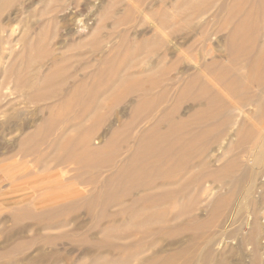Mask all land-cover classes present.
<instances>
[{
    "label": "rangeland",
    "instance_id": "1",
    "mask_svg": "<svg viewBox=\"0 0 264 264\" xmlns=\"http://www.w3.org/2000/svg\"><path fill=\"white\" fill-rule=\"evenodd\" d=\"M263 27L264 0H0V264H6L8 256L12 257L14 264L81 261L80 257L83 259L89 254L103 253L110 248L100 234L109 228H112V237L121 238V232L131 231L129 237L138 239L142 230L139 227L138 230L124 227L127 215L121 206L135 208L143 203L153 212L158 209L157 212L164 213L166 223L159 232L153 231L148 237L146 235L147 238L141 239V243L131 246L133 249H123L122 254L127 256L138 250L133 256L136 262H141L142 257L160 259V255L164 257L177 250L179 253V248L182 250L188 246V251H181L180 255H184L174 262L184 264L188 258L195 260L194 263L189 261V264H198L196 261L199 259V264H264V131H258L260 127L264 129V87L252 83L259 76L258 70H249L247 59L236 58L238 52H257L263 43ZM203 31L206 33L203 34ZM5 37L11 45L3 44ZM28 40L31 42L27 47ZM120 63H124L122 67L126 68V72L125 65L130 66L128 71L132 79H124L123 73L121 76L119 71L123 68ZM116 66L122 69L116 72ZM11 69L29 75L37 86L42 80L41 87H45V92L51 95L53 89L57 91L56 96H61H54L47 103L32 102L26 93L34 89L18 91ZM55 71L59 73L57 78L50 76ZM48 76L54 82L62 77L61 84L57 81L56 87L52 81L55 88L49 86V91L45 86L51 83ZM124 83H128L124 87L126 91L122 87L126 86ZM243 83L249 87L246 91L248 99L238 98L240 92L246 90H242ZM128 85L141 88L144 96L148 92L145 96L148 97L147 103L138 89L132 87L133 90H130ZM92 92L97 94L94 96L101 95L99 99L103 96L102 100L96 97L99 101L96 102ZM196 93L202 99L194 100ZM210 96L218 100L215 106L207 103ZM139 100L147 104L142 105L147 107L146 110ZM140 106L144 113L138 108ZM138 111L147 118H141ZM167 113L172 117L165 116ZM137 115L140 120H137ZM260 115L263 116L261 122L258 120ZM163 116L170 119L165 120L167 118ZM180 121L185 127L181 130H185H179L181 134L171 133ZM155 123L159 124L158 127ZM68 124L73 125L70 127ZM124 126L128 129L126 134ZM154 128L157 131L154 132ZM83 130L86 132L83 133ZM239 130L243 136L238 133ZM116 133L119 135L116 136ZM139 133L144 138L141 142L150 145V153L156 145L158 148L155 150L159 153L169 144L178 147L171 153L178 149L186 152L185 155L181 152L177 155L169 153L173 158L162 152L164 159L157 158L160 154L156 152L158 155H155V150L151 153L153 156L147 154L149 159L146 158V161L157 156L159 164H166L164 167L167 166L168 171H162V167V172L156 177L162 175L159 178L164 186L173 180L168 185L170 187L162 186L157 178H153L154 181L149 179L151 176L146 179L156 161H152L155 165L151 163L154 166H147L151 170L145 171L148 174L139 169L141 165L131 162L130 156L136 149ZM61 134L64 136L61 137ZM158 135H171L172 140L169 137L167 141L164 137L167 142H162L163 137ZM192 137H195L194 140ZM63 139L70 140L69 143L73 141L71 147ZM83 139H89V151ZM54 144L61 147L58 146V149L62 150L63 146L66 150L61 153ZM23 146L41 152L39 156H42H24L21 151ZM67 148H71L75 156L87 151L84 153L90 158H86L96 163L99 160L91 158V150L93 153L97 151L99 166L95 163L97 168L94 169V163V167H88L81 162V158L85 157L82 152L76 160V157L71 158L73 163L67 161V164H53V167L50 161L49 165L47 160L50 159L47 158L56 156L60 159L66 156ZM68 153L67 156L71 155ZM175 155L191 159L187 162H190L191 166L188 164L193 171L189 167L184 169L173 164ZM44 156L47 159L45 163L42 162ZM37 160L41 162L38 164ZM107 164L110 166L105 167ZM103 165L105 168L101 167ZM171 167L177 170L176 176L174 171L170 173ZM192 175L200 178L193 181L195 178ZM86 176H91L89 179L92 178V182V176L97 180L92 183ZM155 179L160 184L157 190ZM177 180L182 182L179 184ZM106 189L112 195L107 196ZM180 189H184L182 193ZM122 190H128L126 194H129L122 196L124 202L120 200L121 205L119 202L111 203L116 193V196L123 193ZM150 190L156 191L149 193ZM145 195L151 196V199ZM131 200L136 201V205H130ZM154 200L155 206L158 204L159 207L151 204ZM194 225L199 229L194 231L191 228H195ZM168 226L178 228V233L170 232ZM193 231L195 236L191 234ZM192 236L195 239H191ZM118 239L114 240L122 243L123 240ZM128 249L131 251L127 252ZM88 251L91 253L86 254ZM135 259L130 264H135Z\"/></svg>",
    "mask_w": 264,
    "mask_h": 264
},
{
    "label": "bare ground",
    "instance_id": "2",
    "mask_svg": "<svg viewBox=\"0 0 264 264\" xmlns=\"http://www.w3.org/2000/svg\"><path fill=\"white\" fill-rule=\"evenodd\" d=\"M2 1H4V0H2ZM234 27H235V26H234ZM244 29H245V28H244ZM7 30H8V29H7ZM9 30H10V33H12V28H10ZM204 30H206V29H204ZM233 30H234V29H233ZM236 31H237V30H236ZM236 31H235V32H236ZM242 32H243V31H242ZM201 33H202V32H201ZM205 33H206V32L203 31V34H205ZM247 33H248V32H247ZM247 33H246V34H247ZM251 33H252V32H251ZM7 34L9 35L8 32H7ZM242 34H243V33H242ZM252 34H253V33H252ZM229 35H230V34H229ZM240 35H241V34H240ZM254 35H255V34H254ZM6 36H7V35H6ZM261 37H262V39H263V43H262V45H260V47H258L256 53H252L251 51L249 52V50H248V52L245 51V52H243V53H242V52H238V55L236 56V58L247 59V60H248V62H247V67H248V69H249V70H252V68H254V70H255V68H256V69L258 70L259 76L256 77V78H255V81H252V83L254 82V84H255L256 86H262V87H264V27H263V32H262V34H261ZM7 38H8V37H7ZM242 38H243V37H242ZM247 38H250V37L248 36ZM9 39H11V38H9ZM233 39H234V38H233ZM12 40H13V39H12ZM234 40H235V39H234ZM239 40H240V39H239ZM254 41H255V40H254ZM9 42H10V41L6 40V37H5V39H4V41H3V44L5 45L6 43H8V45H11V44H9ZM30 42H31V41H30ZM30 42H29V40H28V43H26V42H24V43H26V46L28 47V46L30 45V44H29ZM246 43H247V42H246ZM250 43H251V42H250ZM253 43H254V42H253ZM256 43H257V42H256ZM240 44H241V43H240ZM242 44H243V43H242ZM243 45H245V44H243ZM257 45H258V44H257ZM24 46H25V45H24ZM240 47H241V46H240ZM3 48H4V47H3ZM4 49H5V48H4ZM25 49H26V48H25ZM38 49H39V48H38ZM236 49H238V48H236ZM42 50H43V49H42ZM22 51H24V50H22ZM29 51H31V50H29ZM37 51H38V50H37ZM229 51H230V49H229ZM241 51H242V50H241ZM252 51H253V50H252ZM30 53H31V52H30ZM41 54H42V53H41ZM230 54H231V53H230ZM24 55H26V54H24ZM44 55H45V53H44ZM33 56H34V55H33ZM38 56H39V55H38ZM38 56H37V57H38ZM40 56H41V55H40ZM234 56H235V55H234ZM25 57H26V56H25ZM41 57H43V56H41ZM41 57H40V58H41ZM22 59H24V58H22ZM37 59H38V58H37ZM130 59H131V58H130ZM131 60H132V59H131ZM61 61H62V60H61ZM127 61H128V60H127ZM134 61H135V60H134ZM63 62H64V61H63ZM26 63H27V62H26ZM29 63H30V62H29ZM29 63H28V64H29ZM125 64H126V63H125ZM71 65H72V64H71ZM122 65H124V63H123ZM122 65H121V63H120V66H121V67H122ZM129 65H131L130 62H129ZM129 65H128V64L125 65V67H127V72L125 71L126 68H123L124 66L122 67V68H123L122 71H124V72L119 71L118 69L121 68V67H117V66H116L117 68H115L116 70L114 69V71H116V72L119 71V73L121 74V76L124 74V75H125V76L123 75L124 79H127V80H128V79H132V78H130L131 73L128 71V67H129V70H131V68H130ZM133 65H134V64H133ZM204 65H205V64H204ZM244 65H245V64H244ZM27 66H28V65H27ZM29 66H30V65H29ZM82 66H83V65H82ZM131 66H132V65H131ZM24 67H25V66H24ZM60 67H61V66H60ZM60 67H59V69H60ZM66 67H67V65H66ZM89 67H90V65H89ZM134 67H135V66H134ZM257 67H258V68H257ZM26 68H29V67H26ZM26 68H25V69H26ZM62 68H63V67H62ZM122 68H121V69H122ZM9 69H10V68H9ZM66 69L68 70L69 67L66 68ZM121 69H120V70H121ZM245 69H246V68H245ZM27 70H28V69H27ZM199 70H200V69H199ZM207 70H208V67H207ZM112 71H113V70H112ZM112 71H111V72H112ZM246 71H247V70H246ZM27 72H29V71H27ZM30 72H31V71H30ZM30 72H29V73H30ZM116 72H115L114 74H117ZM240 72H241V71H240ZM11 73H12V76H13V78H14L13 80L15 81V83H14L15 85H14V86H15V88H16L18 91L28 90L29 88H30V89H34V90H30V89H29L30 91H28V93H26L28 99H30L32 102H38V101H39V102H42V101H43L44 103H47V102H49V101H52V100H53L52 97L54 98V96H56V94H57V91H56V90H53V89H52L53 94L49 95L50 92L48 93V92L46 91V92L48 93V94H47V93L44 91L45 87H43V88L41 87V86H42V85H41L42 80H41L40 85L38 84V86H39V87H38L37 85H35V82L32 80V77H28L29 75H28V76H27L26 74L23 75L22 73H21V74H22V75H21L18 71H15L14 69H11ZM29 73H28V74H29ZM112 73H113V72H112ZM122 73H123V74H122ZM141 73H142V72H141ZM61 74H62V72H61ZM126 74H127V75H126ZM198 74H199V73H198ZM10 75H11V74H10ZM58 75H59V73H56V71H55V74H54V72H53V75L51 74L50 76H51V77H52V76H55V77L57 76V77H58ZM117 75H119V74H117ZM23 76H24V77H23ZM68 76H69V75H68ZM73 76H74V75H73ZM100 76H101V75H100ZM126 76H128V77H126ZM55 77H54V78H55ZM57 77H56V78H57ZM118 77H119V76H118ZM118 77H117V78H118ZM136 77H137V76H136ZM11 78H12V77H11ZM59 78H60V77H59ZM117 78H116V79H117ZM121 78H122V77H121ZM139 78H141V77H139ZM46 79H47V77H46ZM52 79H53V78H52ZM61 79H62V77L60 78V80H61ZM66 79H67V78H66ZM124 79H123V80H124ZM206 79H207V78H206ZM44 80H45V79H44ZM48 80H51V79H49V76H48ZM55 80H56V79H55ZM60 80H59V81H60ZM113 80H114V79H113ZM138 80H139V79H138ZM231 80H232V79H231ZM249 80H250V79H249ZM253 80H254V79H253ZM52 81L54 82V80H51V83L49 82L50 84H49L47 81H44L45 83H48L47 85H46L45 83H44V84H45L46 87L48 86V90H49V91H50L49 86H50L51 88H53V87L55 88V86H56L57 83L59 82L58 80H57L58 82L55 81L54 83H56V82H57V83L55 84V86H53L54 84L52 85V83H53ZM129 81H130V82H129ZM129 81H128V83L131 84V80H129ZM132 81H133V80H132ZM205 81H206V80H205ZM207 81H208V80H207ZM61 82H62V81H60V84H61ZM65 82H66V81H64V85H65ZM79 82H80V81H79ZM112 83H113V82H112ZM128 83H124V84H126V86H123V85H122V87H123V88H124V87H127V84H128ZM228 83H230V82L228 81ZM250 83H251V82H250ZM113 84H114V83H113ZM122 84H123V83H122ZM132 84L135 85V83H132ZM137 84H138V83H137ZM137 84H136V86H137ZM233 84H235V83H233ZM243 84H244V83H243ZM134 85H133V86H132V85H130V86L128 85V86H129L128 88L130 89V88L133 87L134 89H138V91L141 93V91H140L141 88H140V89L137 88L138 86H137V87L135 86V87H136V88H135ZM201 85H202V84H201ZM225 85H226V84H225ZM52 86H53V87H52ZM61 86H62V85H61ZM61 86L59 85V87H61ZM203 86H204V85H203ZM226 86H227V85H226ZM230 86H231V85H230ZM245 86H246V84H244V86H243L244 88H242V90H245V89H246V90H245V92H244V91L240 92L241 94L239 93V94H240V95L238 96L239 99H245V98L248 99V97H247L248 94L246 93V91H247V89H249V87H248V85H247V87H245ZM37 87H38V88H37ZM56 87H57V86H56ZM76 87H77V86H76ZM140 87H142V86L140 85ZM144 87H145V86H144ZM144 87H143V88H144ZM193 87H194V86H193ZM198 87H199V86H198ZM77 88H78V87H77ZM80 88H81V87H79V89H80ZM128 88H127V92L129 93V91H130L131 89L129 90ZM133 88H132V90H133ZM145 88H146V87H145ZM201 88H202V86H201ZM232 88H233V87H232ZM234 88H235V87H234ZM108 89H109V88H108ZM120 90H121V89H120ZM124 90L126 91V88H124ZM128 90H129V91H128ZM144 90H145V89H143V91H144ZM146 90H147V89H146ZM146 90H145V91H146ZM149 90H150V88H149ZM151 90H152V89H151ZM151 90H150V91H151ZM40 91H42V92H40ZM52 91H51V92H52ZM55 91H56V93H54ZM61 91H62V90H61ZM109 91H110V90H109ZM138 91H137V92H138ZM143 91H142V92H143ZM147 91H148V90H147ZM147 91H146V92H147ZM150 91H149V92H150ZM24 92H26V91H24ZM133 92L135 93V90H134ZM133 92L131 91V93H133ZM42 93H45V94L42 95ZM61 93H62V92H61ZM71 93H72V92H71ZM105 93H106V92H105ZM140 93H139V94H140ZM144 93H145V92H144ZM144 93H141V94L143 95ZM198 93H199V92H198ZM198 93H196V94L194 95V96H195V97H194V100H200V99H202V96L199 95ZM200 93H201V92H200ZM58 94H59V93H58ZM93 94H94V93L92 92V93H91L92 98H93V99H96L97 96H94V95H97V94H96V93H95L94 95H93ZM136 94H137V93H136ZM148 94H149V93L147 92L146 95H148ZM182 94H183V93H182ZM89 95H90V94H89ZM89 95H88L87 97H89ZM91 95H90V97H91ZM99 95H100V94H99ZM99 95H98V96H99ZM146 95H145V96H146ZM57 96L60 97L61 95L59 94V95H57ZM57 96H56V97H57ZM84 96H85V95H84ZM100 96H101V95H100ZM100 96H99V97H100ZM143 96H144V95H143ZM143 96H142V97H143ZM145 96L143 97V99L145 98ZM203 96H204V95H203ZM59 97H58V98H59ZM99 97H97V99H98V100H102V97H103V96H102L100 99H99ZM77 98H78V97H77ZM105 98H106V97H105ZM107 98H108V97H107ZM114 98H115V97H114ZM147 98H148V97H147ZM147 98H145V102H146V103H147ZM64 99H65V98H63V100H64ZM71 99H72V98H71ZM75 99H76V98H75ZM78 99H79V98H78ZM78 99H77V100H78ZM93 99H92V100H93ZM97 99H96V102H99V101H97ZM141 99H142V98H141ZM68 100H69V99H68ZM88 100H89V98L87 99V102H88ZM92 100H91V104H92ZM75 101H76V100H75ZM140 101L144 102L143 100H139V103H140ZM57 102H58V101H57ZM64 102H65V101H64ZM68 102H69V101H68ZM76 102H77V101H76ZM85 102H86V100H85ZM142 102L140 103L141 106H142V105H146V106H147V104H146L145 102H144V104H142ZM217 102H218V100H216L215 97H213V96H210V97L207 98V103L209 104V106H215V105L217 104ZM66 103H67V101H66ZM69 103H70V102H69ZM77 103H78V102H77ZM88 103H89V102H88ZM88 103H87V104H88ZM139 103L137 104L138 106L140 105ZM238 104H240V103L238 102ZM93 105H94V104H93ZM89 106H90V105H89ZM141 106L138 107V108H140V109H141L140 111H141L142 113H144V112L142 111V108H143L144 106H142V108H141ZM146 106H145V107H146ZM83 107H84V105H83ZM93 107H94V106H93ZM237 107H238V106H237ZM96 108H97V107H96ZM146 108H147V107H146ZM146 108H143V109L146 110ZM136 110H137V109H136ZM70 111H71V109H70ZM92 111H93V110H92ZM140 111H138V113H140ZM142 113H140L141 118L143 117V119H146V118H147V117H146L147 115L144 114V116H145V117H144V116H142ZM136 114H137V112H136ZM136 114H133V115L135 116ZM171 114H172V113H171ZM148 115H149V113H148ZM166 115H167V116H170L169 113L165 114V116H166ZM92 116H93V115H92ZM137 116H138V115H137ZM165 116H163L164 118H167V119H165V120H168V119H170V118L172 117V115L170 116V118H169V117H165ZM65 117H66V116H65ZM77 117H79V116H77ZM141 118L138 116V119H137V120H140ZM56 119H57V118H56ZM59 119H60V118H59ZM133 119H135V117H133ZM143 119H142V120H143ZM156 120H157V119H156ZM258 120L261 122V121L263 120V116L260 115L259 118H258ZM66 121H67V120H66ZM66 121H65V123H69V122H66ZM157 121H158V120H157ZM153 122H155V121H153ZM163 122H164V121H163ZM180 122H181V121H180ZM180 122H178V124H179ZM73 123H74V121H73ZM135 123H136V120H135ZM158 123H160V121H159ZM181 123H183V122H181ZM181 123H180V125H175V123H174V125H175V126H174V130L171 131V133H173V134H174L175 132H179V133H180L179 130H181L182 128H185V127H183L184 123H183V124H181ZM74 124H75V123H74ZM79 124L81 125V123H79ZM153 124H154V123H153ZM162 124H163V123H162ZM164 124H165V123H164ZM68 125H69V124H68ZM70 125H73V124H70ZM70 125H69V126H70ZM155 125H157V123H155ZM158 125H159V124H158ZM158 125H157L156 127H158ZM160 125H161V123H160ZM55 126H56V125H55ZM63 126H65V125H63ZM75 126H76V125H75ZM67 127H68V126H67ZM70 127H72V126H70ZM124 127H125V126H124ZM62 128H63V127H62ZM64 128H65V127H64ZM76 128H78V127H76ZM81 128H82V126H81ZM126 128H127V127L123 128V130L125 129L124 134H126V131L128 130V129L126 130ZM60 129H61V128H60ZM79 129H80V127H79ZM79 129H77V130H79ZM65 130H66V128H65ZM65 130L63 131V129H62L63 134H64ZM77 130H76V132H77ZM121 130H122V129H121ZM121 130H120V131H121ZM123 130H122V132H123ZM158 130H159V128H158ZM184 130H185V129H184ZM184 130H183V131H184ZM62 131H61V133H62ZM83 131H84V130H83ZM83 131H82V132H83ZM155 131H157V130H155V128H154V132H155ZM181 131H182V130H181ZM183 131H182V132H183ZM258 131H259V133H263L264 129L260 127ZM66 132H67V131H66ZM85 132H86V131H84L83 133H85ZM182 132H181V133H182ZM181 133H180V134H181ZM238 133L241 134V136L244 135L243 132H241V130H239ZM63 134H61V137L64 136ZM80 134H81V132H80ZM120 134H121V133H120ZM139 134H140V135L138 136V139L136 138V140H138V142H136V143H137V146H135V144H134V146L136 147V149L134 150V153L132 154L133 156H130V157H132L131 162H135L134 164L137 163V164H138L137 166L141 165V166H139V169H141V170L143 169L142 171H144V172H145V171H147V172H151V170H149V168H148L147 166H150L151 163H152V161H156V163H155L156 166H154V165H155L154 162L152 163V164H154V165H151V166H154V167H151V166H150V167L153 169L152 172H151L149 175H147V178L145 177L146 179H148V178L151 176L149 179L152 180V181H154L153 178H157L156 176H157L158 173H160V172H162V171H168V169H166V168H168V167H167V166L164 167L166 164L163 163V164H165V165L162 166V163H161V164L158 163L159 161H157V158L162 157V159H164L163 157H165V156H161L162 154L164 155V153L166 154V156H168L169 153L172 154V155L175 153V154L177 155V154H179L181 151L178 149L177 152L175 151L174 153H171V152H172V149H176V150H177L178 147H177V146H174V147H173L172 145L169 144V146H165V147H163V148H162V151L160 150L161 152L158 153L157 150H155V149L158 148L157 145L155 146V145L152 144L151 146H155V147H154V149H153V147H152V152H151V153H153V150H155V155H158V154H160V155H158V157L156 156L157 158L155 157L156 160H155V158H154V160H153V157H152V158L150 159V160H151V162H150V160H148L149 158H148V155H147V154H149L150 157L153 156V155L150 153V151H151V150H150V145H145V143H142V142H141V139L143 138V136H142L143 134H141V133H139ZM81 135H83V137H85L84 134H81ZM118 135H119V134H118ZM118 135H117V133H116V136H118ZM144 135H146V134L144 133ZM65 136H66V134H65ZM67 136H68V135H67ZM88 136H89V135H88ZM121 136H125V135H122V134H121ZM158 136L163 137L162 139H164V137H165V139H167V141H169V140H168L169 137H170V139H171V135H170V136H168V135H166V136H165V135H164V136H163V135H162V136H161V135H158ZM173 136H174V135H172V137H173ZM175 136H176V135H175ZM205 136H206V135H205ZM113 137H114V135H113ZM154 137H155V136H154ZM160 137H159V138H160ZM28 138H29V137H28ZM28 138H27V139H28ZM64 138L66 139V137H64ZM70 138L73 139L72 137H70ZM90 138H91V137H90ZM173 138H174V137H173ZM175 138H176V137H175ZM182 138H183V137H182ZM193 138H195V137H192V139H193ZM65 139H63V140H65ZM67 139H68V138H67ZM75 139H76V138H75ZM75 139H74V140H75ZM84 139H86V138H84ZM84 139H83V140H84ZM145 139L147 140L148 138H145ZM152 139H153V137H152ZM156 139H158V138L156 137ZM162 139H161V140H162ZM165 139L162 140V142H163V141L165 142V141H166ZM176 139H177L176 141H178V138H176ZM189 139H191V138L189 137ZM189 139H188V141H191V140H189ZM57 140H59V139H57ZM81 140H82V139H81ZM134 140H135V138H134ZM136 140H135V141H136ZM143 140H144V138H143ZM171 140H172V139H171ZM193 140H194V139H193ZM65 141H67V140H65ZM78 141L81 142L80 140H78ZM84 141H85V140H84ZM84 141H82V143H83ZM135 141H134V142H135ZM152 141H153V140H152ZM167 141H166V142H167ZM173 141H174V140H173ZM57 142H58V141H56L55 143L57 144ZM67 142L69 143L70 140L67 141ZM67 142H65V143H67ZM72 142H73V141H72ZM72 142H71V143H72ZM87 142H88V144H86ZM89 142H90L89 139L85 141V147H87V148H86L87 151H89V150L91 149V147H90V145H89V144H90ZM154 142H155V141H154ZM159 142H161V141H159ZM166 142H165V143H166ZM174 142H175V141H174ZM182 142H183V141H182ZM182 142H181V145H182V144L184 145V143H182ZM192 142H193V141H192ZM68 143H67V144H68ZM71 143H69V144H70L69 147H71ZM126 143H127V142H126ZM141 143H142V144H141ZM185 143H186L188 146H191V145H192L190 142H189L190 144H188L187 142H185ZM56 144H54V145H56ZM59 144H60V143H59ZM128 144H129V143H128ZM154 144H155V143H154ZM187 145H186V146H187ZM56 146H57V147H55V148H57V150H60L61 153H62V150H63V149L66 150L62 145H61L62 148H63L62 150H61V149H58V146H59V145H56ZM66 146H67V145H66ZM171 146H172V147H171ZM184 146H185V145H184ZM193 146H194V145H193ZM193 146H191V147H193ZM159 147H160L159 149H161V145H160ZM175 147H177V148H175ZM21 148H22L21 151H23V155H24V156H30L31 154H34V155L37 154V156H39V155L41 154V152H38L37 150L29 149V148H30L29 146H28V147H27V146H26V147L23 146V147H21ZM59 148H61V147L59 146ZM181 148H182V147H181ZM206 148H207V145H206ZM53 149H54V148H53ZM67 149H68V148H67ZM70 149H71V148H70ZM70 149H68L69 151L67 150L69 153H71V150H72V149H71V150H70ZM92 149H94V148H92ZM159 149H158V150H159ZM57 150H56L57 153L60 152V151H57ZM76 151H77V150H76ZM87 151H86V152H85V151H81V152H82V153H84V152L87 153ZM91 151H92V152H91L92 155L95 156V157H94V156L91 155V158H92V157L95 158V159L98 158L97 160L100 161L99 157H96V153H95V152H97V151H95V149H94V151H95L94 153H93V150H91ZM98 151H99V150H98ZM173 151H174V150H173ZM56 152H55V153H56ZM68 152H67V153H68ZM72 152H73V151H72ZM81 152H80V153H81ZM156 152H157L158 154H157ZM162 152H163V153H162ZM203 152H204V151H203ZM203 152H202V153H203ZM64 153H66V152L64 151ZM67 153H66V156L63 155L64 157L62 156L60 159H59L58 157H56V156H55V157H53V156L49 157V155H47V156L49 157V158H47V159H50V160H47V159H46V156H44L42 162H44L45 160H47V161H49V165H50V161H51V164H52V165H53V164L57 165V164H61V163H65V164H67L68 162H71V158H75V157H76V158H75V160H76L78 155L81 157L80 153L77 154V156H75L76 154H73L74 152L71 153V155L73 154L74 157H72L71 155H68V156H67ZM69 153H68V154H69ZM76 153H77V152H76ZM85 153L83 154V155H85V157H82V158H81L82 160H80V157H79L78 161L80 160L81 162H84V164H85L86 166H88V167H94V165H95L96 162L94 161V159H93L94 162H92L91 159H90V162H89L88 159H89L90 157H89L88 154H85ZM161 153H162V154H161ZM181 153H183V154L185 155L186 152H181ZM176 155H175V158H174V159H175V162H174V161L172 162V161H171L172 159H170V161H171L173 164L176 163V166H178V167H181V168L185 167L184 169H186V167L188 168L190 162H187V160L190 161L191 159L189 160V158L187 157V160H186V159H184V158H186V157H184V156H182V155H180V156H182V157H184V158L179 157V156L176 157ZM41 156H42V155H41ZM41 156H39V157H41ZM69 156H71V157H69ZM86 156H88L89 158H88V157L86 158ZM169 156H171V155H169ZM190 156H191V155H190ZM201 156H202V155H201ZM171 157L173 158L174 156H171ZM171 157H170V158H171ZM198 157L200 158V156H197V158H198ZM204 157H205V156H204ZM68 158H70V159H68ZM146 158H148L147 161H146ZM166 158H167V157H166ZM168 158H169V157H168ZM72 160H73V159H72ZM97 160H96V161H97ZM128 160H130V159H128ZM165 160H166V159H165ZM196 160H197V159H196ZM203 160H204V159H203ZM47 161H46V162H47ZM67 161H68V162H67ZM73 161H74V160H73ZM78 161H77V162H78ZM99 161H98V162H99ZM148 161L150 162V164H149ZM192 161H193V160H192ZM197 161H198V160H197ZM37 162H38V160H37ZM37 162H36V163H37ZM39 162H41V161H39ZM39 162H38V164H39ZM52 162H53V163H52ZM74 162L76 163V161H74ZM98 162H97V163H98ZM101 162H103V161H101ZM144 162H145V163H144ZM146 162H147V164H146ZM44 163H45V162H44ZM71 163H73V162H71ZM79 163H80V162H79ZM93 163H94V165H93ZM97 163H96V165L99 164V163H98V164H97ZM129 163H130V162H129ZM129 163H128V164H129ZM188 163H189V164H188ZM191 163H193V162H191ZM42 164H43V163H42ZM46 164H47V163H46ZM46 164H45V165H46ZM100 164H101V163H100ZM132 164H133V163H132ZM148 164H149V165H148ZM173 164H172V165H173ZM40 165H41V164H40ZM47 165H48V164H47ZM47 165H46V166H47ZM61 165H62V164H61ZM82 165H83V164H82ZM85 165H84V166H85ZM92 165H93V166H92ZM96 165H95L94 169L97 168ZM101 165H102V164H101ZM104 165H106V164L104 163ZM104 165L101 166V167L103 168ZM169 165H170V164H169ZM194 165H195V164H194ZM201 165L203 166V164H201ZM36 166H37V165H36ZM41 166H42V165H41ZM98 166H99V165H98ZM108 166H110V165L107 164V166H105V167H108ZM173 166H174V165H173ZM176 166H175V167H176ZM190 166H191V164H190ZM192 166H193V164H192ZM37 167H38V166H37ZM51 167H52V166H51ZM53 167H54V165H53ZM105 167H104V168H105ZM145 167H146V168H145ZM162 167H163L165 170H164ZM175 167H173V169H174ZM44 168H45V167H44ZM98 168L100 169V167H98ZM102 168H101V169H102ZM144 168H145V169H144ZM151 168H150V169H151ZM161 168H162V169H161ZM181 168H180V169H181ZM94 169H93V170H94ZM124 169H125V168H124ZM146 169H148V170H146ZM160 169H161L162 171H161ZM42 170H44V169H42ZM119 170H120V169H119ZM122 170H123V169H122ZM141 170H140V171H141ZM171 170H172V167H171ZM189 170H190V167H189ZM120 171H121V170H120ZM173 171H174V173H173L174 176H176L175 174H176L177 172L175 173V171H177V170L174 169V170H172L170 173H172ZM178 171H179V170H178ZM190 171H193V170H190ZM85 172H86V171H85ZM87 172H88V171H87ZM117 172H118V171H117ZM117 172H116V173H117ZM147 172H145V173L148 174ZM181 172H182V171H181ZM82 173L84 174V172H82ZM88 173H89V172H88ZM88 173H85V175L88 174ZM118 173H119V172H118ZM121 173H122V172H120L119 174H121ZM129 173L133 174L132 172H129ZM165 173L167 174L168 172H165ZM165 173H164V174H165ZM189 173H192V172H189ZM80 174H81V173H80ZM83 174H81V175L78 174V175L81 177ZM131 174H130V175H131ZM166 174H165V177L167 178V175H166ZM180 174H181V173H180ZM199 174H200V173H198V175H199ZM201 174H202V173H201ZM203 174H204V173H203ZM203 174H202V175H203ZM115 175H116V174H115ZM124 175H125V174H124ZM137 175H138V174H137ZM144 175H145V174H144ZM160 175H161V174H159V177H160ZM181 175H182V174H181ZM116 176H118V178L120 177L118 174H117ZM121 176H122V175H121ZM128 176H129V174H128ZM161 176H162V175H161ZM192 176H193V175H192ZM196 176H197V175L193 176V177L195 178L193 181H195L196 179L200 178L199 176H201V175H199L198 178H197ZM203 176H204V175H203ZM80 177H79V178H80ZM86 177H88V176H86ZM86 177H84V178H86ZM90 177H91V176H90ZM90 177H88V180H89V181L92 180V178H91V180L89 179ZM92 177H93V179H94V182H92V181H91V182H92V183H95V181L97 180V177H95V176H92ZM94 177H95V178H94ZM159 177L157 178V182L160 181V178H159ZM187 177H188V176H187ZM210 177H211V176H210ZM81 178H82V177H81ZM113 178H114V177H113ZM162 178H163V177H161V179H162ZM176 178H177V177H176ZM108 179H110V180L112 181V178H108ZM114 179L116 180L117 178L115 177ZM120 179H121V178H120ZM158 179H159V180H158ZM188 179H189V178H188ZM82 180H83V179H82ZM122 180H123V179H122ZM191 180H192V178H191ZM86 181H87V180H86ZM89 181H87V182H89ZM106 181H108V180H106ZM131 181H133V180H131ZM146 181H147V180H146ZM169 181H170V179H169ZM172 181H173V180H172ZM172 181H171V182H172ZM177 181H178V180H177ZM177 181H176V182H177ZM186 181H187V180H186ZM189 181H190V180H189ZM202 181H203V180H202ZM82 182H83V181H82ZM108 182H109V181H108ZM118 182H119V180H118ZM120 182H121V181H120ZM144 182H145V181H144ZM155 182H156V179H155ZM155 182H153V183H155ZM157 182L155 183V185H156V190H157V186H158V184H159L160 182H161L160 184H161L162 186H164V184H162V183H164V182L160 181L158 184H157ZM167 182H168V180H167ZM167 182H166V184H167ZM171 182H169V183L172 184ZM180 182H182V181L179 180L178 183L180 184ZM183 182H184V181H183ZM190 182H192V181H190ZM105 183H107V182H105ZM169 183L167 184V186L169 185ZM174 183H175V181L173 182V186L175 185ZM185 183H186V182H185ZM185 183H184V184L182 183V184L185 186ZM187 183H188V182H187ZM187 183H186V184H187ZM87 184H88V183H87ZM111 184H113V182H112ZM147 184H148V183H147ZM147 184H146V185H147ZM160 184H159V186H160ZM182 184H181V186H183ZM193 184H194V183H193ZM148 185H149V184H148ZM187 185H190V183L187 184ZM103 186H104V185H103ZM106 186H107V185H106ZM117 186H118V185H117ZM149 186H151V185H149ZM165 186H166V185H165ZM165 186H164V187H165ZM167 186H166V187H167ZM170 186H171V185H170ZM170 186H168V187H170ZM104 187H105V186H104ZM123 187H124V185H123ZM134 187H135V185H134ZM153 187H155V186H151L150 188L155 189V188H153ZM185 187H186V186H185ZM106 188H107V187H106ZM161 188H163V187H161ZM175 188H176V187H175ZM122 189H124V188H122ZM147 189H148V188H147ZM163 189H164V188H163ZM167 189H168V188H167ZM188 189H189V188H188ZM106 190H107V189H106ZM106 190H105V191H106ZM129 190H130V189H129ZM156 190H153V191H156ZM180 190H181L180 192L182 193L184 189H180ZM102 191H104V189H102ZM122 191H123V190H122ZM127 191H128V190H126L125 192L123 191V193H122L120 196H116L117 193H116V195L114 194L115 196H114L113 200L111 201V203L113 202V204H114V202H115V203H116V202H119V204H120V200H121L122 196L129 195V194H126ZM145 191H146V190H145ZM153 191L150 190L149 193H150V192L152 193ZM161 191H163V190L161 189ZM170 191H171V190H170ZM174 191L177 192L176 190H174ZM107 192H108V193H107ZM107 192H106V193L108 194L107 196H109V194L112 195V193H110L108 190H107ZM141 192H142V191H141ZM147 192H148V190H147ZM185 192H186V191H185ZM119 193H121V190H120ZM153 193H155V192H153ZM172 193H173V192H172ZM191 193H192V192H191ZM101 194H102V193H101ZM103 194H104V192H103ZM147 194H148V193H147ZM174 194H175V193H174ZM149 195H151V194H149ZM149 195H148V196L145 195V196H147V198H150V199H151V196L149 197ZM156 195H157V194H156ZM175 195H176V194H175ZM177 195H178V193H177ZM179 195H180V194H179ZM183 195H186V193L183 194ZM183 195H182V197L184 198L185 196H183ZM188 195H190L189 192H188ZM101 196H102V195H101ZM107 196H106V197H107ZM102 197H103V196H102ZM106 197L104 198L105 201H107V199L109 198V197H107V199H106ZM143 197H144V196H143ZM143 197H140V198H143ZM172 197H173L172 199H174V198L176 199V197H174V196H172ZM177 197H178V196H177ZM144 198H145V197H144ZM147 198H145V199L147 200ZM165 198H166V196H165ZM126 199H127V198H126ZM133 199H134V198H133ZM179 199H180V198H179ZM110 200H111V199H110ZM110 200H109V202H110ZM134 200H135V199H134ZM140 200H141V199H140ZM140 200H139V201H140ZM152 200H153V198H152ZM165 200L169 201L168 198H166ZM190 200H191V199H190ZM121 201L124 202V200H121ZM131 201H132V200H131ZM141 201H142V200H141ZM148 201H149V200H148ZM175 201H176V200H175ZM101 202H102V200H101ZM142 202H143V201H142ZM151 202H152L151 204H154L155 200H154V201H151ZM156 202H157V201H156ZM161 202H162V201L160 200V203H161ZM133 203H134V202L132 201V203H131L130 205H132ZM137 203H139V202L137 201ZM165 203H166V202H165ZM169 203H170V201H169ZM101 204H103V203H101ZM105 204H106V203H105ZM105 204H104V205H105ZM113 204H112V205H113ZM119 204H116V206H119ZM121 204H122V203H121ZM121 204H120V205H121ZM134 204L136 205V201H135ZM134 204H133V205H134ZM156 204H157V203H156ZM92 205H93V204H92ZM106 205H107V204H106ZM140 205H141V204H140ZM140 205H139V207H135V208H137V209H135V208L132 207V206H130L131 208H127L126 206H123V207L121 206L122 210H123V211L126 213V215H127V216L125 215L127 218H126V221H125V223H124V227L127 228V229H131V228L133 229V228H134L133 230H138L137 227H139V229L142 230V232H140V235H141V236H140V235L137 236L138 239H136V237H135V239L129 237V236H130L129 233H131V231H130V232H128V231H127V232H121V231H120V232H121L120 234H122V233H123V234H122L121 238H120V236H119L118 238H119V239H122L123 241H122V243L119 244L118 242H116V241L114 240V239H118V238H116V235H115V234H113V235H115V236H113V237L110 236V235L112 234V232H111L112 228H109V229H107L105 232H101L100 234H102V236H101V237H102V238H101L102 241H104L105 243H107V244H108V247H110L111 249L107 247L108 250H107V251H104L103 253H102V252H98V253H96V255H94V253L92 252L93 255L90 256V254H89V256H86L85 258L82 257L83 259H80L81 257H80V258L78 257L79 260H81V261H77V260H78V259H77L75 262L71 261V262H66V263H67V264H127V263H128V260L131 259V256L133 257V256H134L136 253H138L139 251H138V250H137L136 252L133 251V252H131L130 254H128V256H127V255H124V253L122 254V251H124L123 249L129 248V247H131V246H133V245H137V244L141 243V239L145 238L146 235H147V237H148V234H151V232H153V231H158V232H159L161 229H163V225H164V223H166V220H164V217H165V215H163L164 213L162 214V212H160V213L157 212L158 209L156 210V212H153V209H152L151 207L145 205L144 203H143V205H141V206H140ZM144 205H145V206H144ZM102 206H103V205H102ZM143 206H144V207H143ZM140 207H141V208H140ZM154 207L157 208V207H159V206H158V204H157V206H155V204H154ZM138 208H139V209H138ZM119 210H120V209H118V211H119ZM183 210L185 211V209H183ZM154 211H155V210H154ZM181 211H182V210H181ZM120 212H121V211H120ZM182 213H183V211H182ZM165 218H166V217H165ZM164 221H165V222H164ZM122 225H123V224H122ZM106 226H107V225H106ZM194 226H195V225H194ZM122 227H123V226H122ZM124 227H123V229H122L123 231H125V230H124V229H125ZM135 227H136V228H135ZM168 227H169V226H168ZM115 228H116V227H115ZM120 228H121V227H120ZM169 228H171V229H169L170 232H176V233H178V232H177V229H178V228L176 229V228L173 227V226H172V227H169ZM191 228H193L194 231H196V230L199 229V228L197 229L196 226H195V228H194L193 226H192ZM104 229H105V228H104ZM187 229H188V228H187ZM118 230H119V229H118ZM133 230H132V232H133ZM194 231L191 232V234L193 233V234H192L193 236L196 235V233H194ZM170 232H168V233L170 234ZM116 234H118V233H116ZM135 234H136V232H135ZM171 234H172V233H171ZM197 234H198V233H197ZM8 235H9V234H8ZM5 236H6V235H5ZM109 236H110V237H109ZM193 236L191 237V239H193V238L195 239V237H193ZM9 237H12V236H9ZM111 237H112V239H111ZM114 237H115V238H114ZM147 237H146V238H147ZM13 238H14V237H13ZM13 238H12V239H13ZM119 239H118V240H119ZM147 240H148V239H147ZM147 240H145V242H146ZM50 241H51V240H50ZM119 242H120V241H119ZM147 242H148V241H147ZM34 243H35V242H34ZM148 243H150V242H148ZM50 244H51V243H50ZM145 244H146V247H147V246L149 247V245H147V243H145ZM189 244H190V243H189ZM189 244H188V245H189ZM193 244H194V243H191L190 245H193ZM190 245H189V246H190ZM144 246H145V245H144ZM21 247H22V246H21ZM21 247H20V248H21ZM187 247H188V246H187ZM187 247H186V249L183 248L182 250H181V248H179V249H180V252H179V253L177 252L178 250L176 249L177 251H174V252H176V253L171 252L172 254H169V253H168L169 255H165L164 257H161L162 255H160V256H159L160 259H155V258H153V256H152V258H151V257H150V258H144V257H142V258H141V262L139 261L140 263H139V262H136V259H135L134 257H133V259H135V262L138 263V264H174V263L177 264L178 262L176 263V262H174V261L177 260L176 258H178L179 256H180V258H181V257L184 255V253H186L185 250H187ZM83 248H84V247H82L81 250H83ZM95 248H96V246H95ZM100 248H102V247H100ZM103 248H104V247H103ZM107 248H106V249H107ZM131 248L133 249V247H131ZM139 248H141V247L139 246ZM189 248H190V247H189ZM85 249L88 250V248H85ZM85 249H84V250H85ZM23 250H25V249H23ZM40 250H41V249H40ZM43 250H46V249H43ZM53 250H54V249H53ZM140 250H141V249H140ZM147 250H148V249H147ZM33 251H34V250H33ZM51 251H52V250H51ZM58 251H59V250H58ZM85 251H86V250H85ZM126 251L128 252V251H131V250L128 249V250H126ZM181 251H182V252L184 251V253H183L182 256L180 255V254L182 253ZM187 251H188V250H187ZM19 252H20V251H19ZM43 252H45V251H43ZM47 252H48V251H46V253H47ZM54 252H55V250H54ZM59 252H60V251H59ZM59 252H58V253H59ZM89 252L91 253V251H88V252H86V254L89 253ZM154 252H155V251H154ZM5 253H6V252H5ZM52 253H53V251H52ZM83 253H85V252L83 251ZM100 253H101V254H100ZM141 253H143L142 250H141ZM155 253H157V252H155ZM204 253H205V252H204ZM166 254H167V253H166ZM201 254H202V253H201ZM5 255H6V254H5ZM57 255H58V254H57ZM139 255H142V254H139ZM143 255H144V254H143ZM149 255H150V254H149ZM151 255H152V253H151ZM23 256H24V255H23ZM44 256H45V254H44ZM58 256H59V255H58ZM58 256H57V257H58ZM60 256H61V255H60ZM69 256L72 257L71 255H69ZM77 256H78V255H77ZM79 256H80V255H79ZM197 256H198V255H197ZM205 256H206V255H205ZM4 257H5V256H4ZM47 257H48V256H47ZM51 257H52V256H51ZM139 257H140V256H139ZM139 257H138V258H139ZM61 258H62L61 260H63V257H61ZM73 258H74V257H73ZM73 258H72V260H73ZM143 258H144V259H143ZM180 258H179V259H180ZM197 258H198V257H197ZM197 258H195V259L197 260ZM27 259H28V256H27ZM52 259H53V258H52ZM68 259H69V258H68ZM68 259H67V261H68ZM70 259H71V258H70ZM133 259H131V260H133ZM179 259H178V260H179ZM186 259L188 260V258H186ZM6 260H7V261H6V264H14L12 257L8 256V258H7ZM29 260H30V259H29ZM29 260H28V261H29ZM64 260L66 261V256H65V259H64ZM131 260H130V263H131ZM184 260H185V259H184ZM187 260L184 262L183 259H182V261L184 262V264H189L190 262H193V263L195 262V260H194V261H193V260L190 261L191 259L188 260V261H187ZM24 261L27 262V261L25 260V258H24ZM54 261H55V260H54ZM56 261H57V260H56ZM59 261H60V260H59ZM137 261H138V259H137ZM182 261H181V262H182ZM189 261H190V262H189ZM199 261H200V259H199ZM199 261H196V262H198V264H199ZM50 262H51V261H50ZM63 262H64V261H63ZM145 262H146V263H145ZM181 262H180V263H181ZM188 262H189V263H188ZM45 263H46V262H45ZM53 263H54V262H53ZM58 263H59V262H58ZM60 263H61V261H60ZM60 263H59V264H60ZM130 263H128V264H130ZM136 263H135V264H136ZM193 263H192V264H193ZM54 264H55V263H54ZM132 264H133V263H132Z\"/></svg>",
    "mask_w": 264,
    "mask_h": 264
}]
</instances>
